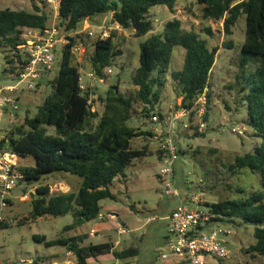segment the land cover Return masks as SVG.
<instances>
[{
	"label": "trees",
	"instance_id": "1",
	"mask_svg": "<svg viewBox=\"0 0 264 264\" xmlns=\"http://www.w3.org/2000/svg\"><path fill=\"white\" fill-rule=\"evenodd\" d=\"M59 1L56 27L62 35L70 37L72 44L83 41L87 48H93L90 63L99 73L112 67L116 56L123 52L117 47L114 34L95 39L88 45L83 36L85 33L81 32L86 19L111 14L113 22H118L124 29H133L136 36L151 32L140 44V65L132 76L136 89L123 92L119 85H112L105 96H99V108L95 111L81 92L79 67L71 51L72 44L67 45L63 49L59 73L51 81V93L33 117L26 116L24 123L9 131L7 138L1 141V145L6 144V148L21 157L35 160L34 165L21 167L22 180L27 184L56 173L75 178L68 175L70 173L81 178H75L78 187L72 185L68 191L53 192L49 184H39L36 194H32L34 217L71 213L74 222L65 228L72 230L99 218L102 200L117 199L112 190L115 181L127 175V169L136 159L149 154L146 146L136 148L132 142L140 136H152L153 132L129 126L128 121L137 115L148 117L154 113L163 118L154 108L161 100V88L165 85V73L171 66L174 48H185L184 65L173 71L172 77L177 96L182 97V106L189 108L205 92L209 103L210 79L220 47H211L196 30L186 29L178 17L167 21L162 32H152L151 9L166 5L175 12L177 0ZM198 3L202 5L203 18L223 21L227 36L233 35V27L240 16L246 15L240 67L244 71L254 56L257 67L242 90H247L249 124L262 139L253 152L237 156L229 166L231 174L244 168L257 173L259 187L246 195L218 202L206 201L205 204L217 215L213 220L223 222L239 218L254 223L256 242L247 248V252L264 256V0H198ZM48 20V14L36 3L31 11L0 8V48L13 51L12 58L7 56L8 63L13 65L12 73H19L26 60L18 48L25 41L24 29L43 31L48 28ZM205 31L212 33L210 28ZM224 46L232 47L233 43L227 41ZM208 115L207 105L206 120ZM93 119H98L96 125L91 124ZM48 127H53L55 132L49 133ZM203 134L196 130V136ZM6 226V222L1 224V227ZM87 237L86 233L55 239H48L45 234L34 235L35 240L46 246H64L72 251L77 264H88L89 258L106 253H113L117 258L139 253L136 247L117 250L110 241L85 244Z\"/></svg>",
	"mask_w": 264,
	"mask_h": 264
},
{
	"label": "rangeland",
	"instance_id": "2",
	"mask_svg": "<svg viewBox=\"0 0 264 264\" xmlns=\"http://www.w3.org/2000/svg\"><path fill=\"white\" fill-rule=\"evenodd\" d=\"M34 3L48 14L49 28L59 24L56 0H0V8L31 11ZM149 17L154 21L152 32H162L167 21L178 17L183 20L186 29L196 30L201 38L208 40L211 47H220L210 79L211 97L206 104L209 106V115L204 134L196 136L195 126L186 129L182 120L176 124L174 141L180 151L175 163L174 188L190 206L194 205L192 199L196 196L200 198L201 203L218 202L246 195L257 189V173L248 168L235 174H231L229 170L230 164L237 156L253 152L262 140L249 124L247 90H242V86L248 83L251 72L257 67L256 56L244 71L240 67L242 46L246 37V15L240 16L231 36L225 34L223 21L203 18L202 5L198 0H177L175 12H171L166 5H157L151 9ZM112 22L111 14H99L90 19L89 25L99 30L101 26H111ZM206 28H210L212 33L206 32ZM36 30L25 28L24 37L27 38ZM84 33L88 45L95 41V36ZM113 34L117 47L123 53L116 56L111 67L112 73L108 74L106 83L95 87L99 96H105L112 85H119L123 92L136 89L132 84V76L140 65V44L151 32L145 36H136L133 29H123L114 30ZM227 41H232L233 46L225 47L224 43ZM92 51L93 48L88 47L82 55L86 73L92 69ZM62 53L63 46L59 44L57 60L52 69L44 74L40 85L33 90L24 88L19 92L21 108L16 111L9 110V113L0 116V129L5 134L23 124L26 116L33 117L38 106L51 93V81L59 73ZM7 56L12 58L13 51L0 48V86L14 82V73L10 71L13 65L8 63ZM184 58L185 48L176 46L171 66L165 73L161 100L154 108V111L163 116L173 117V113L184 108L182 97L177 96L175 91L172 77L173 71L183 67ZM84 82H89L86 74ZM151 116L152 114L148 117L137 115L128 121L129 126L153 132L152 136H140L132 142L136 148L146 146L149 154L136 159L127 169V175L115 181L112 190L117 194V199L102 200V219L87 221L82 226L66 230V225L74 222L71 213L37 218L33 216L32 194H36L39 184H49L53 192L65 191L68 186L70 189L72 185L78 187L77 180L81 178L77 175L68 173L76 180L56 173L34 184L21 180L18 187L12 191V204L4 212L7 226L0 227V260L41 259L44 264H62L53 254L65 252L66 247L46 246L45 243L35 240L34 235L45 234L48 239H55L86 233L88 237L85 244L110 241L117 250L128 247H136L139 250L138 255L128 258H117L113 253H106L89 258L88 264H170L161 258V252L168 250L166 237L169 216L179 203V196L163 193V183L158 176L163 161H160L158 150L164 124L152 121ZM184 119L187 121V117ZM97 122L98 119L91 120L93 125ZM193 122L197 123L195 119ZM48 132L54 133L55 129L48 127ZM22 163H25L22 166H26L32 162L27 160ZM24 194H29V199H23ZM112 213H115V217H112ZM221 225L228 231L226 238L230 250L229 257L217 262L215 258L208 256L209 264H264V256L247 252V248L256 242L254 223L235 218L233 221H223ZM120 226L125 228L124 232H119Z\"/></svg>",
	"mask_w": 264,
	"mask_h": 264
},
{
	"label": "built area",
	"instance_id": "3",
	"mask_svg": "<svg viewBox=\"0 0 264 264\" xmlns=\"http://www.w3.org/2000/svg\"><path fill=\"white\" fill-rule=\"evenodd\" d=\"M58 14L60 1L56 0ZM90 19L84 21L85 27L81 32H87L89 36L96 39H105L113 34V31H121L124 28L118 22L112 25L101 26L98 29L89 25ZM61 44L63 49L72 44L68 35H62L56 26L48 27L41 31L37 30L25 37V41L18 46L21 53L26 56L23 69L12 75L13 83L0 86V116L9 113V110H19L21 101L19 92L24 88L33 90L39 85V81L45 73L50 71L56 62L57 48ZM87 48L86 42L79 41L71 45V51L75 55L79 67V84L83 95L87 96L88 104L93 111L99 108V95L95 87L106 83L108 74L112 73V68H106L103 73H99L93 66L86 73L83 64V53ZM84 74L89 78V82H84ZM207 94L200 95L189 108L173 113V117L163 116L160 119L158 114L151 116L152 121L164 124L162 138L160 140L159 158L163 161L158 173L167 195H178L179 203L169 216V228L166 237L167 251L161 252V258L169 261L170 264H209L207 257L212 256L215 260H226L229 257L227 234L228 231L221 225V222L213 220L217 215L205 202L201 203L197 196L192 199L193 206L185 203L173 185L175 163L179 157V148L174 141L176 124L182 120L184 128L189 129L195 126L196 130L203 133L207 126ZM187 117V121L184 119ZM194 119L197 123H194ZM236 131V130H234ZM7 138L0 129V225L6 222L5 210L11 205L12 191L18 187L24 177L20 155L15 153L1 141ZM29 194H24L23 199H29ZM115 217V213H112ZM99 218H103V213ZM125 228L120 226L119 232H124ZM36 260H20L12 264H36Z\"/></svg>",
	"mask_w": 264,
	"mask_h": 264
},
{
	"label": "crops",
	"instance_id": "4",
	"mask_svg": "<svg viewBox=\"0 0 264 264\" xmlns=\"http://www.w3.org/2000/svg\"><path fill=\"white\" fill-rule=\"evenodd\" d=\"M96 18V17H94ZM37 31V30H36ZM35 31V32H36ZM44 76V75H43ZM43 78V77H42ZM41 78V80H42ZM41 80L39 81V85L41 83ZM27 160H30L32 163L30 164H27V166H30V165H34L35 164V160L31 157H21V159H19V162L22 164H25V163H22V162H25ZM70 188L68 186L67 189H65V191H68ZM1 227V226H0ZM92 235V234H91ZM116 247V246H115ZM54 257H56L57 259H59L61 261L62 264H77V260H76V257L75 255H73V252L68 250L66 248V251H60V252H56L53 254ZM73 256V257H72ZM37 261V264H44V262L41 260V259H38L36 260ZM17 261H5V260H0V264H12V263H15Z\"/></svg>",
	"mask_w": 264,
	"mask_h": 264
}]
</instances>
